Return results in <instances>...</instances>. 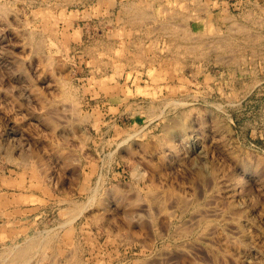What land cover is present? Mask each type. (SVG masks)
I'll return each instance as SVG.
<instances>
[{"label": "rangeland", "instance_id": "1", "mask_svg": "<svg viewBox=\"0 0 264 264\" xmlns=\"http://www.w3.org/2000/svg\"><path fill=\"white\" fill-rule=\"evenodd\" d=\"M239 1L0 0V264H264V11Z\"/></svg>", "mask_w": 264, "mask_h": 264}, {"label": "bare ground", "instance_id": "2", "mask_svg": "<svg viewBox=\"0 0 264 264\" xmlns=\"http://www.w3.org/2000/svg\"><path fill=\"white\" fill-rule=\"evenodd\" d=\"M70 1H71V0H70ZM150 3H151V2H150ZM148 4H149V3H148ZM178 4H179V3H178ZM132 6H133V5H132ZM148 6H149V5H148ZM133 8H134V7H133ZM133 8H132V9H133ZM140 8H141V7H140ZM135 9H136V8H135ZM184 9H185V8H184ZM133 10H134V9H133ZM148 10H149V9H148ZM127 11H128V10H127ZM124 12H125V11H124ZM136 12H137V11H136ZM140 14H142V13H140ZM149 14H150V13H149ZM125 15H126V14H125ZM189 15H190V14H189ZM132 16H133V15H132ZM135 16H136V15H135ZM146 16H147V15H146ZM150 16H151V15H150ZM173 16H174V15H173ZM139 17H140V16H139ZM153 17H154V16H153ZM130 18H131V17H130ZM137 18H138V17H137ZM146 18H147V17H146ZM191 18H192V17H191ZM139 19H142V18H139ZM149 19H150V17H149ZM149 19H148V21H149ZM197 19H198V18H197ZM151 20H152V19H151ZM130 21H131V20H130ZM167 21H168V19H167ZM149 22H150V21H149ZM141 23H142V22H141ZM170 23H171V22H170ZM144 24H145V23H144ZM240 26H241V25H240ZM177 27H178V26H177ZM236 27H237V26H236ZM162 28H163V27H162ZM230 29H232V28H230ZM148 30H149V29H148ZM182 30H183V29H182ZM242 30H243V29H242ZM151 31H152V30H151ZM174 31H175V30H174ZM185 33H186V32H185ZM167 34H168V33H167ZM169 34H170V33H169ZM172 34H173V33H172ZM175 34H176V33H175ZM178 35H179V34H178ZM201 36H202V35H201ZM189 37H190V36H189ZM171 38H172V36H171ZM196 38H197V37H196ZM163 39H164V38H163ZM212 39H213V38H212ZM255 39H256V38H255ZM184 40H185V39H184ZM173 41H174V40H173ZM152 43H153V42H152ZM181 44H183V43H180V45H181ZM190 45H191V44H190ZM188 46H189V45H188ZM35 48H36V47H35ZM35 48H34V49H35ZM111 49H112V48H111ZM141 51H142V50H141ZM169 57H170V56H169ZM161 105H162V104H161ZM153 112H154V111H153ZM154 115H155V114H154ZM172 128H173V127H172ZM151 193H152V191H151ZM78 209H79V208H78ZM83 209H84V208H83ZM203 211H204V210H203ZM79 212H80V211H79ZM81 212H82V211H81ZM214 214H215V213H214ZM209 216H210V215H209ZM200 217H201V216H200ZM207 217H208V216H207ZM48 236H49V235H48ZM38 238H39V237H38ZM56 238H57V237H56ZM46 239H47V238H46ZM48 239H49V238H48ZM31 240H32V239H31ZM36 241H37V240H36ZM29 242H30V240H29ZM32 242H34V241H31V245L33 244ZM43 243H44V242H43ZM41 245H42V244H41ZM38 246H39V245H38ZM30 247L33 248V247H37V246H33V247H32V246H30V243H29L28 246H27V245L25 246V248H23V247H22L21 249L18 248V252H16L18 256L16 255V259H18V258H20V259H22V258H24V259L27 258L28 255H29L28 252L30 251ZM35 249H36V248H35ZM45 250H46V249H45ZM11 251H12V250H11ZM15 251H17V250L15 249ZM15 251H14V252H15ZM42 251H43V250H42ZM6 253H7V252H6ZM11 253H12V252H11ZM34 254H35V253H34ZM10 255H11V254H10ZM13 256H14V255H13ZM42 256H43V255H42ZM17 257H18V258H17ZM0 258H1V257H0ZM8 258H9V257H8ZM13 258H15V257H13ZM29 258H31V255L29 256ZM29 258H28V259H29ZM28 259H26V260H28ZM8 260H9V259H8ZM11 260H12V258H11ZM29 260H30V259H29ZM29 260H28V261H29ZM23 261H24V260H23ZM9 262H10V261H9ZM14 262H16V260L13 261V263H14ZM19 262H20V261H19ZM26 262H27V261H26ZM11 263H12V262H11ZM11 263H10V264H11ZM7 264H8V263H7ZM19 264H20V263H19ZM28 264H29V263H28Z\"/></svg>", "mask_w": 264, "mask_h": 264}, {"label": "crops", "instance_id": "3", "mask_svg": "<svg viewBox=\"0 0 264 264\" xmlns=\"http://www.w3.org/2000/svg\"><path fill=\"white\" fill-rule=\"evenodd\" d=\"M239 2L240 4H244L245 7L250 3V5H254L255 8H258V9L261 8L260 10L264 11V0H254V1L253 0H240ZM245 12L251 13V10H246ZM256 16L263 17V14H259L258 12H256Z\"/></svg>", "mask_w": 264, "mask_h": 264}]
</instances>
